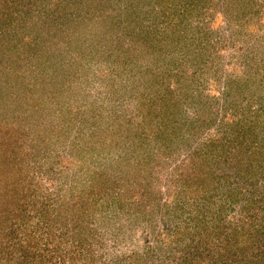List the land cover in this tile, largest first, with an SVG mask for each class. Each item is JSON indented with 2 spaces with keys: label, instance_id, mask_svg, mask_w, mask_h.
<instances>
[{
  "label": "rangeland",
  "instance_id": "1",
  "mask_svg": "<svg viewBox=\"0 0 264 264\" xmlns=\"http://www.w3.org/2000/svg\"><path fill=\"white\" fill-rule=\"evenodd\" d=\"M0 264H264V0H0Z\"/></svg>",
  "mask_w": 264,
  "mask_h": 264
},
{
  "label": "trees",
  "instance_id": "2",
  "mask_svg": "<svg viewBox=\"0 0 264 264\" xmlns=\"http://www.w3.org/2000/svg\"><path fill=\"white\" fill-rule=\"evenodd\" d=\"M206 177V176H205ZM188 185L190 186V188H191V190H189V196H191V197H193V193L194 192H196V191H198V193H201L202 191L204 192V190L206 189V188H204V186L203 187H201L200 189H199V186H195V183L194 182H192V181H190V182H188ZM204 189V190H203ZM199 191H201V192H199ZM208 198H209V196H207Z\"/></svg>",
  "mask_w": 264,
  "mask_h": 264
}]
</instances>
